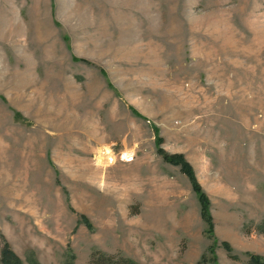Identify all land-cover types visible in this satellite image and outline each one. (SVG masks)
<instances>
[{
	"label": "rangeland",
	"instance_id": "1",
	"mask_svg": "<svg viewBox=\"0 0 264 264\" xmlns=\"http://www.w3.org/2000/svg\"><path fill=\"white\" fill-rule=\"evenodd\" d=\"M49 1L73 42L98 29L109 44L114 27L111 44L136 42L138 55L99 66L103 92L75 76L57 113L47 96L65 91L17 81L0 49V264L5 245L11 264H91L98 252L139 264L264 258V0ZM105 147L135 161L97 166ZM159 151L190 165L212 233L189 179Z\"/></svg>",
	"mask_w": 264,
	"mask_h": 264
},
{
	"label": "crops",
	"instance_id": "2",
	"mask_svg": "<svg viewBox=\"0 0 264 264\" xmlns=\"http://www.w3.org/2000/svg\"><path fill=\"white\" fill-rule=\"evenodd\" d=\"M6 1L0 0V49L5 58L3 64L17 66V71L14 72L19 74L17 81L33 79L35 90L42 92L41 84L38 86L39 89L36 85L37 81H50V88L56 86L58 90L65 91L63 94L60 93L56 96V98L61 99L59 101H56L53 95L47 96L51 107L56 104L55 112L57 113H64L61 108L68 106L67 99L69 93L73 90L75 76L80 77L82 82L85 81L89 90L93 91V88L97 86L102 90L101 87H103L104 81L99 66L105 67L107 62L112 63V66L131 64L133 63L131 59L136 58L138 55L139 44H136V42H134L135 44H111L120 40V35H115L116 30L114 27L108 29V32H110L109 39H112L109 44H100V40L102 41L104 36L100 33L103 31L98 29H87L88 37L82 36L77 43L73 42L75 32H72L66 24L67 17L63 18V22L62 19L59 20L56 17L55 12L54 18L51 17L52 2L49 0H47V5L43 3L44 0L43 2L42 0L39 2L37 0H23L24 13L18 0H12L11 4H7L8 1ZM66 7H70V5L61 6L62 13L66 12L65 15L68 12ZM117 15L121 16V14ZM117 15L112 14V17L119 18ZM58 21H60L61 28H58L55 23ZM91 23L96 25L98 22ZM125 29L124 32H127ZM66 36L69 37V41ZM81 40L82 43L79 44L78 42ZM155 47L161 49L157 44H155ZM161 47L164 48L163 44H161ZM162 49L158 53L160 57H163ZM22 51L25 52L23 57L20 55ZM76 56L89 61L90 64L80 65L75 63L74 58ZM123 58L129 60H123ZM22 59H24V62H22ZM75 65L80 72L75 69ZM110 74V72L107 74L109 80L116 79ZM91 78L95 81L90 80ZM90 81L93 83H89ZM22 86L20 83L18 84V88H22ZM99 92H103V90ZM85 97H87V94ZM41 100L42 93H35L33 106L35 114L40 111L39 101Z\"/></svg>",
	"mask_w": 264,
	"mask_h": 264
},
{
	"label": "trees",
	"instance_id": "3",
	"mask_svg": "<svg viewBox=\"0 0 264 264\" xmlns=\"http://www.w3.org/2000/svg\"><path fill=\"white\" fill-rule=\"evenodd\" d=\"M159 154L162 155L163 160L166 163L179 167L181 173L189 179L192 185L193 191L198 196L201 219L207 224L209 228L208 230L209 233H212L213 225H212V218L208 211V201L205 198L204 194L202 193L200 187L196 184L195 177H194V174H193V171L190 165L184 160L183 156L181 155H167L161 151H159ZM89 227L92 228L90 224H89ZM223 246L228 253L231 252V249L229 248L227 244H223ZM11 259H12V262L14 261L15 263H17L12 251L8 249V247L5 245L4 250L2 252V264H11ZM90 263L91 264H139L129 258H124L121 256L106 255L101 252H98V254L93 255L91 257ZM201 264H208V263L205 262V260L203 259ZM248 264H264V258L251 256Z\"/></svg>",
	"mask_w": 264,
	"mask_h": 264
},
{
	"label": "bare ground",
	"instance_id": "4",
	"mask_svg": "<svg viewBox=\"0 0 264 264\" xmlns=\"http://www.w3.org/2000/svg\"><path fill=\"white\" fill-rule=\"evenodd\" d=\"M96 154L97 166H101L102 168L111 166L115 160L113 152L107 147L100 148L99 150H97Z\"/></svg>",
	"mask_w": 264,
	"mask_h": 264
},
{
	"label": "built area",
	"instance_id": "5",
	"mask_svg": "<svg viewBox=\"0 0 264 264\" xmlns=\"http://www.w3.org/2000/svg\"><path fill=\"white\" fill-rule=\"evenodd\" d=\"M115 159L117 158L119 161L124 163H132L135 159V152L134 151H123L118 155H114Z\"/></svg>",
	"mask_w": 264,
	"mask_h": 264
}]
</instances>
